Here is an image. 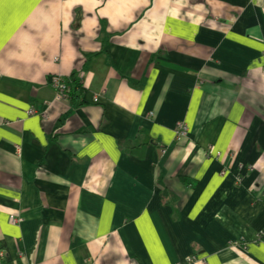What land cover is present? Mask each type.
<instances>
[{
	"label": "crops",
	"instance_id": "0c3cea01",
	"mask_svg": "<svg viewBox=\"0 0 264 264\" xmlns=\"http://www.w3.org/2000/svg\"><path fill=\"white\" fill-rule=\"evenodd\" d=\"M262 232L264 0H5L8 262L264 264Z\"/></svg>",
	"mask_w": 264,
	"mask_h": 264
},
{
	"label": "built area",
	"instance_id": "2783aa9c",
	"mask_svg": "<svg viewBox=\"0 0 264 264\" xmlns=\"http://www.w3.org/2000/svg\"><path fill=\"white\" fill-rule=\"evenodd\" d=\"M50 84L55 90V97L56 99L65 100L68 99L67 93L69 89V83L67 78H65L62 75H52L50 77ZM94 101H98V96L93 97ZM34 110V109H33ZM32 110H28V114H31ZM176 133L178 137L185 136V130L186 126L184 125L183 121H178L176 124ZM164 151V149H162ZM9 223L14 224L16 222V219L13 217H10L8 220ZM196 260V256H190L185 259V263L192 264L193 261ZM13 261V262H12ZM8 262L6 260V254L3 249L0 248V264H17L14 260Z\"/></svg>",
	"mask_w": 264,
	"mask_h": 264
},
{
	"label": "trees",
	"instance_id": "16d2710c",
	"mask_svg": "<svg viewBox=\"0 0 264 264\" xmlns=\"http://www.w3.org/2000/svg\"><path fill=\"white\" fill-rule=\"evenodd\" d=\"M69 81L70 80H68V83H69V86L68 87H69V89H68L67 95H68V98H70V100H71V99H74V96L77 94V91L76 90H73V91H76V93L72 91V89H71V86L72 85L70 86V82ZM71 83H75L74 80L71 81ZM260 240H263L264 241V232L261 234Z\"/></svg>",
	"mask_w": 264,
	"mask_h": 264
},
{
	"label": "rangeland",
	"instance_id": "374dc122",
	"mask_svg": "<svg viewBox=\"0 0 264 264\" xmlns=\"http://www.w3.org/2000/svg\"><path fill=\"white\" fill-rule=\"evenodd\" d=\"M67 80H69V79H67ZM53 88V87H52ZM68 96V95H67ZM69 99V98H68ZM32 110V112H31V114H36L37 112L35 111V110H33V109H31ZM30 114V115H31ZM38 114V113H37ZM39 116H45V112L44 111H42L41 113H40V115ZM43 118V117H42ZM184 125L186 126V130H185V135H187V133H188V125H187V123H185L184 122ZM16 223V222H15ZM263 233V232H262ZM260 237H261V235H260Z\"/></svg>",
	"mask_w": 264,
	"mask_h": 264
},
{
	"label": "snow or ice",
	"instance_id": "6c2138e0",
	"mask_svg": "<svg viewBox=\"0 0 264 264\" xmlns=\"http://www.w3.org/2000/svg\"><path fill=\"white\" fill-rule=\"evenodd\" d=\"M4 3H5V0H0V8H2Z\"/></svg>",
	"mask_w": 264,
	"mask_h": 264
}]
</instances>
